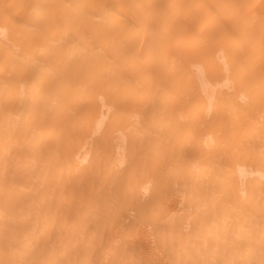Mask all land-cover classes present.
Here are the masks:
<instances>
[{"label":"bare ground","instance_id":"obj_1","mask_svg":"<svg viewBox=\"0 0 264 264\" xmlns=\"http://www.w3.org/2000/svg\"><path fill=\"white\" fill-rule=\"evenodd\" d=\"M0 264H264V0H0Z\"/></svg>","mask_w":264,"mask_h":264}]
</instances>
